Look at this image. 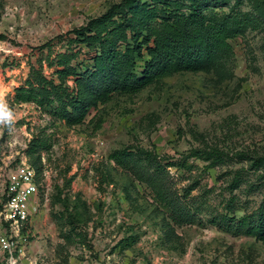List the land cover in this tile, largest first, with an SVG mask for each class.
<instances>
[{"label": "rangeland", "instance_id": "obj_1", "mask_svg": "<svg viewBox=\"0 0 264 264\" xmlns=\"http://www.w3.org/2000/svg\"><path fill=\"white\" fill-rule=\"evenodd\" d=\"M123 1L0 0V94L13 113L11 124H0V185L42 133L51 148L40 154L46 176L33 224L56 258L65 259L79 240L95 257L126 246L122 264H264V240L243 221L253 216L258 224L264 208V166L254 167L264 158V11L256 0H198L206 13L250 18L214 68L115 95L75 126L34 104L14 103L31 66L42 61L51 78L48 58L65 52L74 39L68 33ZM214 149L225 154L221 161L188 158ZM151 153L160 165H172L170 181L181 194L191 190L195 222L176 228L170 245L163 237L165 209L133 168L115 158L132 154L150 173Z\"/></svg>", "mask_w": 264, "mask_h": 264}, {"label": "trees", "instance_id": "obj_2", "mask_svg": "<svg viewBox=\"0 0 264 264\" xmlns=\"http://www.w3.org/2000/svg\"><path fill=\"white\" fill-rule=\"evenodd\" d=\"M189 1L186 7L182 0H124L101 16L90 18L84 26L68 33L74 39L65 52L48 58V68L55 70L51 78L45 75L42 61L38 68L31 66L24 85L15 89L14 103L34 104L54 120L75 126L115 95L138 93L175 74L214 68L232 52L230 40L250 25V18L235 13H206L198 0ZM255 2L264 11V0ZM50 148V139L42 133L27 145L26 154L38 175L43 172L40 154ZM224 155L219 149L197 150L188 158L215 163ZM124 156L125 161L122 154L116 155L118 164L132 167L135 179L149 188L165 209L168 221L162 226L163 237L170 245L176 238V228L195 222V212L187 201L191 190L181 194L170 181L167 170L172 165H160L154 154H149L154 164L150 173L142 170L141 161L132 154ZM261 166L264 158L254 162L256 169ZM253 220V216L243 219L248 226L254 225L252 230L264 240V208L259 223L255 225ZM224 222L229 226L228 220ZM118 248L126 250V246ZM63 262L68 263L67 256Z\"/></svg>", "mask_w": 264, "mask_h": 264}, {"label": "built area", "instance_id": "obj_3", "mask_svg": "<svg viewBox=\"0 0 264 264\" xmlns=\"http://www.w3.org/2000/svg\"><path fill=\"white\" fill-rule=\"evenodd\" d=\"M26 149L0 185V264H122L118 247L95 257L77 240V248L66 254L68 263L44 250L33 223L42 208L46 173L37 174Z\"/></svg>", "mask_w": 264, "mask_h": 264}, {"label": "clouds", "instance_id": "obj_4", "mask_svg": "<svg viewBox=\"0 0 264 264\" xmlns=\"http://www.w3.org/2000/svg\"><path fill=\"white\" fill-rule=\"evenodd\" d=\"M13 113L8 109L3 94H0V124H11Z\"/></svg>", "mask_w": 264, "mask_h": 264}]
</instances>
